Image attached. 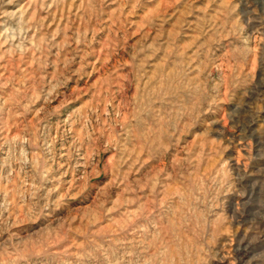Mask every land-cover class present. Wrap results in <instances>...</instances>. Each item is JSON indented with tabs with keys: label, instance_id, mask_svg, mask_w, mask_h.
Here are the masks:
<instances>
[{
	"label": "rangeland",
	"instance_id": "1",
	"mask_svg": "<svg viewBox=\"0 0 264 264\" xmlns=\"http://www.w3.org/2000/svg\"><path fill=\"white\" fill-rule=\"evenodd\" d=\"M0 264H264V0H0Z\"/></svg>",
	"mask_w": 264,
	"mask_h": 264
}]
</instances>
